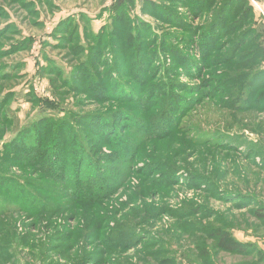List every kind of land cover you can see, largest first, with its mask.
<instances>
[{
	"label": "rangeland",
	"instance_id": "374dc122",
	"mask_svg": "<svg viewBox=\"0 0 264 264\" xmlns=\"http://www.w3.org/2000/svg\"><path fill=\"white\" fill-rule=\"evenodd\" d=\"M118 1L0 0V69L8 77L0 82V109L6 105L15 127H28L52 116L66 117L56 110L57 106H48L41 98L59 104L65 101L64 106L58 107L78 113L77 118L80 114H107L117 126L122 123L116 117L121 109L144 106L90 99L93 94L79 80V68L86 64L91 69L90 63L95 64L101 56L90 35L98 36L101 29L109 33L111 27H125L123 20L121 23L112 16ZM141 1L125 0L124 5V13L137 32L140 21H146L156 28L161 40L170 33H185L179 26L141 13ZM153 1L172 7L167 0ZM204 1L199 0L197 6L202 2L205 6ZM206 1L204 12L200 9L193 13L186 8L174 12L193 28H206L212 22L213 30L222 32L226 25L220 20L236 1ZM239 1L248 10L239 8L238 21L245 13L248 14L243 18L247 20L251 13L246 22L248 30L242 37L241 33L235 36L225 31L223 38L214 42L220 44L219 52L203 62L204 67L207 64V68L201 67L204 78L196 69L193 73L179 70L174 76L168 68L178 67L175 64L179 59L169 56L165 47L158 51L157 45L154 50L159 54L154 72L163 71L156 78L153 73L152 83L162 85L165 92L177 87L175 94L181 95V108L186 109L191 98H196L190 111L186 109L183 118H179L176 133L150 139L141 156L130 151L123 154L125 161L107 148L102 157L89 154L92 165L86 164L108 174H83L88 177L77 184L83 187L80 190L64 189L66 176L55 175L43 165V174L52 179L31 180L39 189L28 188L30 193L50 199V192L57 191L67 194L63 201L70 202L66 207H58L42 200V210L36 211L39 202L28 201L23 212L9 208L0 213V264H264L263 256L259 261V252L248 257L225 253L218 249L215 240L222 230H228L241 244L254 245L255 250L264 253V220L257 219L255 214L264 215V105L255 111H237L233 109L237 94L230 96L221 90L225 75H235L241 69L235 57L264 39V0ZM224 3L227 5L222 8ZM151 8L148 5L147 9ZM56 32H63L62 37H54ZM246 37L255 41L239 48L241 41L248 40ZM115 41L118 43L119 39ZM16 42H26V46L20 50ZM188 53L194 60L202 61L200 46ZM260 63L256 69L264 71V59ZM262 76L263 72L258 78ZM161 97L149 98L162 107L155 108L156 117L151 123L159 121L157 118L169 104L168 98ZM81 101L82 106H77ZM236 104L242 106L240 102ZM144 107L151 108L149 104ZM175 108L179 110L180 104ZM123 127L121 131L125 132ZM158 130L153 134L160 135ZM15 134L12 127L1 146ZM10 173L21 175L18 168ZM71 174L72 171L67 176ZM105 176L110 178L104 179ZM16 189L18 186L12 183L0 184V210L2 197L11 199ZM77 196L86 199L72 201ZM30 206L32 212L27 211Z\"/></svg>",
	"mask_w": 264,
	"mask_h": 264
},
{
	"label": "trees",
	"instance_id": "16d2710c",
	"mask_svg": "<svg viewBox=\"0 0 264 264\" xmlns=\"http://www.w3.org/2000/svg\"><path fill=\"white\" fill-rule=\"evenodd\" d=\"M235 1L236 3L231 5L229 13L225 15L222 21L220 20L222 24L225 23L226 25L221 32L216 28L213 30L212 22L210 25L206 26V28H193L191 23L174 12L177 8H186L193 13H195L196 10L200 11V9L204 12L203 8L207 6L206 0L204 1V3L206 2L205 6L203 2L200 6H197L199 0H167L172 6L169 8H166L165 5L160 4L158 1L142 0L140 6L141 13L155 20L161 19L164 22L170 23L172 26H179L180 31L183 33L185 32L181 35L170 33L169 37L162 40V36L159 37L158 34H156V28L146 21H140V30L138 34L137 29L132 28L130 20L127 17L128 15L124 13L125 0L116 2L112 10V16L116 20L121 21V23L123 20L125 27L118 30H114V27H111L109 33L106 32L105 29H101L100 32H98V36L90 35L91 42H94L101 56L98 61L95 62L96 65L93 62L90 63L91 69L87 68L86 64H83V66L79 68V76L81 77L79 80L84 81L93 94L89 95V98H104V100H111L125 105H130L133 102L137 104L142 103L144 106L149 104L151 108L144 109L145 107L143 106L142 108L127 107L121 109V111L116 113V117L118 121L120 120L122 123L121 126H117L109 120L111 118H107V114H80V118H77L76 115L78 113L63 107L65 101H61L60 104L63 106L58 107L61 106L59 103L41 98V101L46 102L48 106H57L55 107L56 110L66 114V117L56 118L52 116L53 118L47 117L46 120L43 118V122L40 120L41 123H35L28 127L26 125L24 127H15L16 125L14 126V122L12 121L13 118L11 116L9 117V111L5 110L6 105H3V109H0V124L3 126V128H0V184L3 185L4 182H6L7 185L8 183H12L18 186V189H16L17 191L13 197L10 195L11 199L2 197L1 205L3 210H0V213L9 210V208L22 210L23 212L28 207V201L39 202L37 204L39 207H35L36 211L42 210L40 208L42 200L53 203L58 207H66L70 202L69 199L63 201L67 194L64 196V194H59L57 191L56 193L51 191L50 195L52 197L50 199H44L40 195L31 194L28 190V188L39 189L38 186L32 185L31 180L36 179L40 181L43 180V178L52 179L43 174V165L44 169L51 171L55 175L66 176V183H62L64 189L77 190L79 188L80 190L83 189V187L77 184L83 181L85 177L95 175L100 177L101 171L103 175L108 174L107 171H103L101 168L90 167L91 162L88 157L89 154L90 156L97 155L102 157L101 154H103V149L107 148L114 150V152H116L115 156L118 155L119 157H123V154H127L130 151L136 156H141L145 149V144L150 139L162 136L171 137L174 135L177 130V125L181 123L179 118H183L186 109L190 111L191 106L194 104L193 100H196V98H191V102V99L187 101L190 102V106H185L187 107L186 109L181 108L182 103L181 100L178 99L181 98V95L179 94L178 97H176L175 94L178 90L177 87L165 92L162 85V87H159L152 83V81L155 80L152 78L153 73L156 78L160 76L163 71L156 70V73L154 72L155 58L157 59L159 57L158 51L165 50L166 48V52L169 56L171 54L175 59H179L178 61L176 60L175 64L176 66L178 65V67L168 68L170 72L174 73V76L178 75L179 70L193 73V70L196 69V72L200 74V78H204V73H202L204 69H201L202 66L204 67L203 62L206 63L212 59L215 53L219 52L220 44L216 45L214 42H216V40L220 41L225 31H230V34L235 33V36L241 33L239 36L242 37L248 30L246 22L250 21L251 13H249L250 18L247 20L243 18V16L248 14L245 13L242 15V20L238 21L239 19H237V17L240 15L238 14L240 13L239 8L243 6V8L246 7V10H248V7L239 0ZM227 3H224L222 8H224ZM148 5H151L152 8L147 9ZM234 11H237L236 14ZM68 32L70 31L68 30ZM186 33L192 35V38H189ZM59 34L62 37L63 32H56L54 37H59ZM216 36H218L219 39ZM147 38L149 41H145ZM246 38L248 39V37ZM115 39H119V42L117 43ZM254 41L253 39L241 41L238 47L246 48ZM200 43L201 45H199ZM15 45L21 46L19 48L21 50L26 46V42H16ZM157 45L158 48H156ZM194 46H200L203 50L201 62L194 60L188 53V51L193 50ZM155 48L159 50L154 51ZM235 51L236 49L233 52ZM106 53H109L108 57ZM235 58H237L235 59L236 65H239L241 69H239L235 75H225L227 78L221 83V86H223L221 90L230 96L237 94L236 99L238 100L235 101L233 109L237 111L252 109L255 111L258 107L264 105V81L262 80V78H264V71H261V68L258 69L259 71L256 69L264 59V39L258 42L256 46L251 45L245 53ZM110 62L114 64L111 65ZM92 67H95V69L93 70ZM205 67L207 68V64ZM2 71L3 69H0V82L8 78L7 73L1 74ZM261 72H263V76L258 78ZM167 76L170 75L167 74ZM174 85L175 83H172V87ZM152 86H154V88ZM164 86L166 88L165 83ZM61 87L65 88L64 85ZM179 88L182 91H187L184 87ZM75 90L81 91L80 88L76 87ZM13 94L15 95V93ZM185 95L188 97L187 94ZM151 96L156 99L162 96L161 98H168L169 100V104L157 118V120L159 119L157 123H151V119L156 117L155 108L159 107L161 109L162 107L157 105V101L154 104L149 101ZM237 102H240L242 106L237 105ZM177 103L180 104V111L175 108ZM82 104L83 101L77 104V106H82ZM177 111H179V113H177ZM109 115L108 117H110ZM128 124H130L129 127ZM123 126H125V132L121 131L122 128L124 129ZM12 127H14V133L16 132L14 138L1 146L5 135H7ZM157 128L159 129L158 132L161 130L160 135L153 134V131L155 129L157 130ZM60 151H62V153ZM43 157L45 158L44 162ZM86 159L87 161L84 162ZM124 159L126 158L123 157L122 160L125 161ZM101 160L104 162V159ZM86 162H90V164L88 165ZM127 164L128 162H125V164L121 162V165ZM16 168L21 172L20 176H12L13 174L10 173ZM70 171H72L71 176H67ZM83 174L88 176H84ZM35 175L38 176L33 177ZM103 178L109 179L110 176H105ZM1 194L5 195L3 193ZM78 199L86 198L77 196L72 201H78ZM43 206L45 205L41 207ZM30 207L31 208L27 211L32 212L33 206ZM12 209H10V211ZM255 214H257V219L264 220L263 214L259 212ZM229 232L228 230H222L218 234V237H215L219 250L229 254L242 255L244 257L259 252V261L262 256L264 258V253L257 248L258 251L255 250L253 247L254 245L241 244Z\"/></svg>",
	"mask_w": 264,
	"mask_h": 264
}]
</instances>
